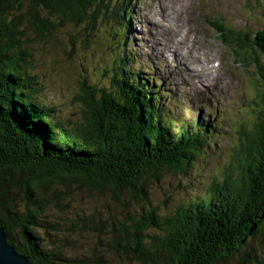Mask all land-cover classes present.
I'll return each mask as SVG.
<instances>
[{
  "label": "trees",
  "instance_id": "obj_1",
  "mask_svg": "<svg viewBox=\"0 0 264 264\" xmlns=\"http://www.w3.org/2000/svg\"><path fill=\"white\" fill-rule=\"evenodd\" d=\"M129 4L0 0V226L31 264H264V97L252 105L262 106L256 128L240 132L236 164L202 190L187 189L190 168L223 130L212 115L180 117L150 72L134 65ZM248 6L262 29L240 26L230 38L258 55L262 79L264 0ZM103 21L119 49L100 70H111L110 83L84 80L70 122L40 97L29 40L55 37L66 24L90 33ZM168 174L187 183L153 197V182ZM77 182L111 200L74 207ZM116 184L124 197L103 193Z\"/></svg>",
  "mask_w": 264,
  "mask_h": 264
},
{
  "label": "rangeland",
  "instance_id": "obj_2",
  "mask_svg": "<svg viewBox=\"0 0 264 264\" xmlns=\"http://www.w3.org/2000/svg\"><path fill=\"white\" fill-rule=\"evenodd\" d=\"M123 1L134 6L133 17L129 18V25L133 28L130 47L135 57L136 54L139 55L134 60V65L140 68L139 71L146 68L150 72L151 80H155L157 87H161L162 92L169 96L164 95L166 103L172 109L178 107L183 119H202L203 114H208L220 122L223 132L213 136L209 151L189 170L187 189L202 190L203 184L210 183L213 178H223L220 175L231 162L236 164L233 154L234 149L238 151L240 148V132L249 134L250 130L256 128L254 122L261 117L262 106L257 103L252 107L254 100L259 101L264 97V78L261 79L256 72L257 60L254 56L258 55L254 51L248 53L244 44L240 46L233 42V45L230 38V32H235L240 26L254 31L262 29V19L258 20V14L255 15L248 6L257 0ZM104 21L97 22L93 30L87 26L90 33H86L83 28L66 24L56 32L55 37L42 41L31 36L29 40L33 52L32 70L41 88L39 95L47 103L58 104L60 116L66 117L70 122L78 120V94L82 93L84 80L90 85L93 82L110 83L111 70L103 77L100 76V70L111 65V51L118 52L119 49L115 42L111 45L108 35L110 24ZM183 22L184 25L179 27ZM173 27L190 29L191 38L188 37V40L185 39L186 35L183 38L176 30L174 32L177 34L176 38L183 43L179 48L185 55L184 58L198 55L200 61H206L216 57L217 62H213L214 67L211 68H216L218 72L216 69L213 73L203 70L204 79L207 77L209 80L204 82L205 85L188 81L190 76L187 68L180 64L173 67L177 60L175 62L169 55L165 59L157 55L164 46L162 43L166 32L173 34L170 31ZM170 96L172 97L168 103ZM241 126L243 127L240 129ZM234 174H237L236 171ZM166 177L162 184L156 180L153 182V197L164 198L162 194L169 193L167 190H175L178 183H187V177L184 182L175 174H168ZM74 186L77 188L76 192L83 189L79 194L73 193L74 207H86L91 201L93 204H102L111 200V197H105L98 191L92 192V198L88 195L90 192L80 187L78 182ZM18 193L23 196L20 190ZM159 202L162 204L161 200ZM15 235L18 240L22 238L18 232Z\"/></svg>",
  "mask_w": 264,
  "mask_h": 264
},
{
  "label": "bare ground",
  "instance_id": "obj_3",
  "mask_svg": "<svg viewBox=\"0 0 264 264\" xmlns=\"http://www.w3.org/2000/svg\"><path fill=\"white\" fill-rule=\"evenodd\" d=\"M206 17L208 18L207 15H206ZM180 21H183V20L180 19ZM183 25H184V22L182 24L178 25V26L180 27V26H183ZM179 27H176V28L173 27L170 30L171 32H173V34L166 32V34H165V36L163 38V43H162L164 46H162V49L159 50L157 55L162 57L163 59H165L169 55V57H172L175 60V62L177 60L176 64L173 67H175L178 64H180V65H183L184 68H187L190 77L188 78L186 76L185 78H188L187 80L191 81L193 84H195V83L203 84L204 82H208L209 80L207 79V77H206V79H204L205 77L203 76V70L207 69L209 72L213 73V70L216 69V68H214L212 70L211 66H213V62H215V61L217 62L216 57H212L211 59L206 60V61H200L199 57H197L198 55L196 57H191V58L186 57V58H184L185 55L183 53H181L182 51H180V48H179L180 45L183 46V43H182V41H179L176 38V36L178 34V35H180V36H182L184 38V36L186 35L185 39L188 40V37L191 38L190 29L188 30L187 27L186 28L184 27L183 29H180ZM175 30L177 31L176 32L177 34L174 33ZM165 42H167V44H165ZM186 50H189V49H186ZM186 56H188V55H186ZM175 62H173V63H175ZM210 64H212V65H210ZM181 69H180V71H181ZM216 72H218L217 69H216ZM209 75H210V73H209ZM205 84L206 83H204V85Z\"/></svg>",
  "mask_w": 264,
  "mask_h": 264
},
{
  "label": "water",
  "instance_id": "obj_4",
  "mask_svg": "<svg viewBox=\"0 0 264 264\" xmlns=\"http://www.w3.org/2000/svg\"><path fill=\"white\" fill-rule=\"evenodd\" d=\"M258 30L254 31L255 35ZM257 48L258 50H260L259 46H257ZM67 173L70 175L71 172H67ZM80 182H83V181L80 180ZM113 186H116V189L114 190V192L111 190L112 187L110 186V187H106L103 193L107 195L115 196V195H118L117 194V190H118V193L120 194V196H123V197L127 193L125 188L122 189L119 186V184H116ZM0 264H31L29 256H27L24 253L19 252L16 246L9 242L7 231L5 227L3 226H0Z\"/></svg>",
  "mask_w": 264,
  "mask_h": 264
}]
</instances>
